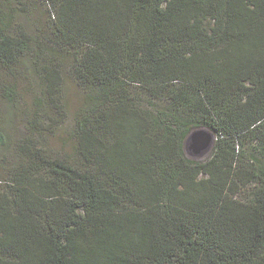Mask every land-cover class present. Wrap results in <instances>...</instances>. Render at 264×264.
Masks as SVG:
<instances>
[{
  "label": "trees",
  "instance_id": "obj_1",
  "mask_svg": "<svg viewBox=\"0 0 264 264\" xmlns=\"http://www.w3.org/2000/svg\"><path fill=\"white\" fill-rule=\"evenodd\" d=\"M21 1L0 0V97L16 108L25 59L43 100L16 140L0 109V264H264V0H40V41ZM58 51L85 166L42 144ZM199 128L203 162L183 152Z\"/></svg>",
  "mask_w": 264,
  "mask_h": 264
},
{
  "label": "rangeland",
  "instance_id": "obj_2",
  "mask_svg": "<svg viewBox=\"0 0 264 264\" xmlns=\"http://www.w3.org/2000/svg\"><path fill=\"white\" fill-rule=\"evenodd\" d=\"M23 10H18L15 15V26L22 25L26 27L27 35L36 37L37 40H47L49 33L47 31L46 10L40 0H22ZM16 6V5H15ZM17 7V6H16ZM18 9V7H17ZM19 27H17L18 30ZM39 38V39H38ZM50 46V44H47ZM56 62L61 65V73L63 82L59 98L62 101V106L59 110L52 109L47 105V116L54 122L47 120L46 129L42 131L43 147L46 153L52 158L68 160L71 165H83L82 161L76 154V142L72 137L74 129V116L82 108L85 100V93L78 87L76 81L70 74V65L72 58L68 54L59 53ZM3 73L0 72V80ZM17 91L16 100L17 106L14 110L9 108V103L0 97V109L2 112H12L11 125L12 129L7 132L15 139L23 137L25 127L24 111L26 109L34 110L37 108L38 99L43 100L40 94V84H38L33 70L28 67L27 60H22L16 68V79L10 80ZM49 107V108H48ZM196 153L195 149H192ZM209 154H201L193 157L206 160ZM250 185L249 187H251Z\"/></svg>",
  "mask_w": 264,
  "mask_h": 264
},
{
  "label": "water",
  "instance_id": "obj_3",
  "mask_svg": "<svg viewBox=\"0 0 264 264\" xmlns=\"http://www.w3.org/2000/svg\"><path fill=\"white\" fill-rule=\"evenodd\" d=\"M215 140V135L208 129H194L183 141V152L188 159L196 162H203L205 160L200 161V159H194L193 157L198 158L201 154L209 153L211 155ZM192 149H195L196 153H193Z\"/></svg>",
  "mask_w": 264,
  "mask_h": 264
}]
</instances>
